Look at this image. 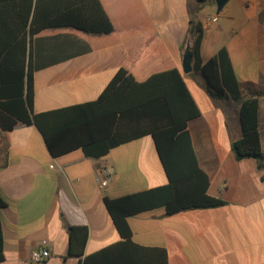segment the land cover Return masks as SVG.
Masks as SVG:
<instances>
[{
	"label": "crops",
	"instance_id": "0c3cea01",
	"mask_svg": "<svg viewBox=\"0 0 264 264\" xmlns=\"http://www.w3.org/2000/svg\"><path fill=\"white\" fill-rule=\"evenodd\" d=\"M114 29L85 32L48 27L32 40L33 111L94 100L119 67L138 80L176 67L200 115L187 127L208 193L224 205L166 214L163 207L128 217L131 238L163 247L168 264H264V0H100ZM202 23L204 59L226 48L244 97L258 98L262 158H236L241 134L239 104L212 96L200 73L184 72L190 49L189 20ZM213 16L216 21L207 20ZM106 178L101 186L97 180ZM167 183L150 135L113 147L101 158L75 149L51 156L34 124L17 123L8 134V162L0 167L3 255L0 264H36L30 255L46 244L40 264H80L87 254L121 238L104 205L118 197ZM85 226L82 256L68 255L72 227Z\"/></svg>",
	"mask_w": 264,
	"mask_h": 264
},
{
	"label": "trees",
	"instance_id": "16d2710c",
	"mask_svg": "<svg viewBox=\"0 0 264 264\" xmlns=\"http://www.w3.org/2000/svg\"><path fill=\"white\" fill-rule=\"evenodd\" d=\"M198 6L211 0H196ZM73 27L108 33L114 26L100 0H0V167L8 162V134L15 124H34L51 156L75 149L101 158L113 147L145 135L153 138L167 183L118 197L104 196V205L120 240L87 254L80 264H168L163 247L134 242L128 217L156 207L166 214L224 205L208 193L209 178L198 164L187 127L200 109L180 70L155 72L138 81L119 67L94 100L33 111L32 40L48 27ZM192 72L200 73L209 93L239 104L241 134L232 143L236 158H262L258 132V98L244 97L226 48L204 59L200 52L202 23L189 20ZM0 191V262L3 255ZM87 228L69 234L68 255L82 256Z\"/></svg>",
	"mask_w": 264,
	"mask_h": 264
},
{
	"label": "built area",
	"instance_id": "2783aa9c",
	"mask_svg": "<svg viewBox=\"0 0 264 264\" xmlns=\"http://www.w3.org/2000/svg\"><path fill=\"white\" fill-rule=\"evenodd\" d=\"M207 20H212V21H216L217 17L213 16L211 18H208ZM97 180L99 181L101 186H104L107 182L106 178H100L99 176H97ZM50 255L49 249L46 247V244L43 243L42 246H40L37 249H34L31 252L30 255V259L32 262L36 263V264H40L43 263L44 260Z\"/></svg>",
	"mask_w": 264,
	"mask_h": 264
},
{
	"label": "water",
	"instance_id": "95a60500",
	"mask_svg": "<svg viewBox=\"0 0 264 264\" xmlns=\"http://www.w3.org/2000/svg\"><path fill=\"white\" fill-rule=\"evenodd\" d=\"M227 1L228 0H214L216 5V13L222 9ZM182 68L184 72H189L192 69V52L188 48L183 55Z\"/></svg>",
	"mask_w": 264,
	"mask_h": 264
}]
</instances>
